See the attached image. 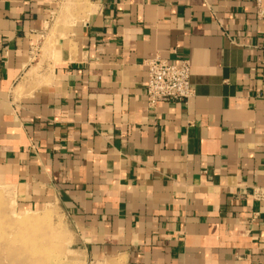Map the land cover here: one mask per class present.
Here are the masks:
<instances>
[{
	"label": "crops",
	"instance_id": "crops-1",
	"mask_svg": "<svg viewBox=\"0 0 264 264\" xmlns=\"http://www.w3.org/2000/svg\"><path fill=\"white\" fill-rule=\"evenodd\" d=\"M154 57L190 61L187 102L148 107ZM0 184L68 264H264L255 0H0Z\"/></svg>",
	"mask_w": 264,
	"mask_h": 264
},
{
	"label": "rangeland",
	"instance_id": "rangeland-1",
	"mask_svg": "<svg viewBox=\"0 0 264 264\" xmlns=\"http://www.w3.org/2000/svg\"><path fill=\"white\" fill-rule=\"evenodd\" d=\"M50 45L49 36L43 50ZM0 191V264H68V231L58 212L25 210L12 188L0 184Z\"/></svg>",
	"mask_w": 264,
	"mask_h": 264
},
{
	"label": "built area",
	"instance_id": "built-area-1",
	"mask_svg": "<svg viewBox=\"0 0 264 264\" xmlns=\"http://www.w3.org/2000/svg\"><path fill=\"white\" fill-rule=\"evenodd\" d=\"M264 0H255L260 17L264 16ZM148 77L146 98L150 109H155L161 102H187L195 93L191 83V63L184 59L173 62L161 57L147 61ZM253 197L264 201V185L255 187Z\"/></svg>",
	"mask_w": 264,
	"mask_h": 264
},
{
	"label": "bare ground",
	"instance_id": "bare-ground-1",
	"mask_svg": "<svg viewBox=\"0 0 264 264\" xmlns=\"http://www.w3.org/2000/svg\"><path fill=\"white\" fill-rule=\"evenodd\" d=\"M2 197V193H1V191H0V198Z\"/></svg>",
	"mask_w": 264,
	"mask_h": 264
}]
</instances>
